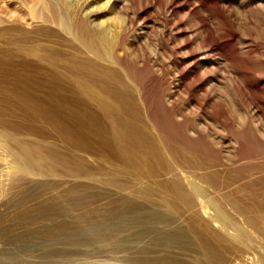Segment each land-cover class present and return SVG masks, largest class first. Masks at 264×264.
I'll return each mask as SVG.
<instances>
[{"label":"rangeland","instance_id":"obj_1","mask_svg":"<svg viewBox=\"0 0 264 264\" xmlns=\"http://www.w3.org/2000/svg\"><path fill=\"white\" fill-rule=\"evenodd\" d=\"M119 59L127 71L121 75L140 94L162 138L212 161L220 146L217 135L225 134L235 155L227 170L264 168V0H0V119L48 133L39 142L35 133L0 128V264L141 262V171L74 172L73 143L60 127L12 99L43 98L32 87L36 74L24 78L25 72H59L74 96L80 67L122 72ZM179 76L186 78L180 88ZM175 85L184 86L181 91L188 87L210 116L221 117L217 124L206 120L208 139L188 131L167 107ZM57 109L72 113L75 103ZM26 141L34 153L31 162L42 164L23 165ZM39 148L51 157L36 155ZM163 194L154 189L150 201L164 206ZM229 231L204 233L219 248L222 264H264V209L255 225ZM150 244L158 257L196 263L188 249L177 250L180 259L166 241Z\"/></svg>","mask_w":264,"mask_h":264},{"label":"bare ground","instance_id":"obj_2","mask_svg":"<svg viewBox=\"0 0 264 264\" xmlns=\"http://www.w3.org/2000/svg\"><path fill=\"white\" fill-rule=\"evenodd\" d=\"M123 59L116 62L122 72L103 69L97 65H90L86 69L80 67L74 96L71 95L72 86L62 80L59 72H25L24 78L29 73L36 74L37 80L32 83V87L43 98L36 100L27 95H16L12 99L34 109L40 120L60 127V132L73 143L78 164L74 172L115 169L141 171V239L144 247L139 264H189L177 254L179 249L184 253L188 249L187 255L194 254L193 261L197 264H222L223 256L218 251L219 248L213 241H207L204 233L209 228L231 234L229 230L235 232L255 225L256 217L264 209V168H257L261 166L259 164L255 168H247L250 164L246 163L247 167L237 165L235 170H227L226 167L234 164L232 158L235 155L233 156L230 142H227L230 141L229 137L225 134L217 135L220 146H216L212 161L197 157L187 147L172 144L162 138L155 130L157 126L154 128L147 111L141 106L140 94L137 95L121 75H127ZM5 61L8 62L7 59ZM179 77L178 87L186 80L183 76ZM49 79L53 85L48 87ZM178 87L175 85L169 90L165 98L167 107L172 112H177V120L188 131H192L195 136L207 137L210 127L206 120L211 118L217 124L221 117L210 116L204 110V100H194L188 87L184 91H181L184 86L181 90ZM69 101L75 103L72 113L57 109V106ZM3 115L10 116L8 111H4ZM14 123L13 120L0 119V128L10 132L24 130L27 134L35 133L39 142L48 137V133L43 130H34L30 126L24 128ZM238 125L240 126L239 123ZM157 129L158 132L161 131ZM28 143L29 141L24 143L23 165L28 168L42 164L31 162L34 153L29 151ZM35 154L42 158L51 157L43 148L37 149ZM202 155L205 154L201 153ZM154 189L164 192V206L150 201ZM32 200L24 197V201ZM41 211L48 213V210ZM55 211L57 212L56 209H51V212ZM230 219L234 221L233 228L228 225ZM192 237L196 238L193 245L197 247L191 245ZM151 241H166L181 262L172 261L169 255L158 257V252L151 247ZM237 264L256 263L243 260Z\"/></svg>","mask_w":264,"mask_h":264}]
</instances>
